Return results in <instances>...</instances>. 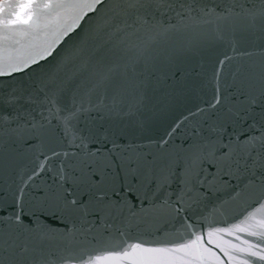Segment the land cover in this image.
<instances>
[{
	"label": "snow or ice",
	"instance_id": "snow-or-ice-1",
	"mask_svg": "<svg viewBox=\"0 0 264 264\" xmlns=\"http://www.w3.org/2000/svg\"><path fill=\"white\" fill-rule=\"evenodd\" d=\"M249 2L220 0L210 5L209 0H28L12 4L4 0L0 13L7 8L27 14V19H21L19 13L10 11L0 19L5 31L15 23L28 24L33 16L29 27L39 31L42 16L48 19L43 38L33 37L28 45L15 49V55L0 45V145L39 149L43 158L37 165L39 171L34 170L28 179L45 170L53 176L50 183L31 190L27 183L19 188L8 221L23 226L28 237L43 240L70 236L89 230L91 217L108 218L125 210L132 216L165 213L172 208L173 199L178 212L197 184H207L211 190L217 179L237 178L242 187L236 197H255L258 207L239 224L215 232L229 236L243 232L259 243L242 240L247 245L242 248L228 240V248L219 243L215 247L229 258V264L233 260L264 264V216L251 223L257 214L264 213V78L259 85L242 81L230 97L218 93L208 105L211 122L206 132L179 149L153 154L128 139L133 122L142 123L139 114L150 78L155 76L148 53L158 39L187 30L202 37L210 32L212 38L220 40L229 31H247L257 25L264 28V0H259V7L255 3L249 7ZM90 13L95 15L96 24L89 40L98 45V54L94 61L84 60L68 76L65 68L72 57L55 63L53 53L64 37L82 29L81 22H88L86 17L92 19ZM83 51L76 49L72 55L80 57ZM112 56H118L119 61H112ZM138 73H147V78L139 79ZM174 182H178V190L167 192ZM137 205L139 212L134 211ZM205 235L211 237L214 232ZM192 236L180 247L195 246L216 255L205 245L204 235L193 232ZM235 239L241 237L235 235ZM17 240L12 236L8 242L9 264H26L30 255L31 264H54L46 257L37 260L36 249ZM212 243L207 240V244ZM137 251L171 250L144 249L139 243H129L117 254L131 257ZM233 252L241 255L234 256ZM102 258L89 256L80 264H96ZM72 259L65 258L62 264H71ZM216 259L224 264L218 256ZM0 264H4L3 259Z\"/></svg>",
	"mask_w": 264,
	"mask_h": 264
},
{
	"label": "water",
	"instance_id": "water-1",
	"mask_svg": "<svg viewBox=\"0 0 264 264\" xmlns=\"http://www.w3.org/2000/svg\"><path fill=\"white\" fill-rule=\"evenodd\" d=\"M27 2L28 0H8L12 4ZM217 2L220 0H209L210 5ZM2 3L4 0H0V4ZM253 3L259 7V0H250L248 6L251 7ZM10 11L19 13L21 19H27L25 10L7 8L0 13V19ZM89 15L92 19L88 20L86 17L88 22H81L82 29L78 28L64 37L53 53L56 56L55 63L61 62L65 57H72L65 68L68 76H72L84 60L91 58L94 61L98 54V45L89 40L96 17L91 13ZM11 19L15 20L16 16ZM47 19V15L42 16L39 31L29 27L35 20L34 16L28 24L15 23L7 31L0 24V45L7 46L15 55V49L28 45L33 37L43 38L47 31L43 25ZM172 22L175 23V20ZM5 36L9 39L5 40ZM85 41H88L87 44ZM80 48H84L82 56H73L74 50ZM148 56L155 65V76L150 78L144 108L139 114V121L142 123L133 122L128 139L147 152L163 154L179 149L189 139L206 132L208 123L211 122L208 105L218 93L230 97L240 83L247 80L259 85L264 78V28L257 25L247 31H229L220 40L212 38L210 32L207 37H202L192 31H174L167 37L159 38ZM110 59L119 61L118 56ZM51 60L49 57V61ZM177 69L179 74L175 75ZM140 71H143V65ZM137 75L142 80L147 78V73ZM79 80L84 82V77ZM163 140L168 143L162 144ZM42 159L39 149L21 148L9 143L0 145V202L3 204L0 209V259H3L4 264H9L8 242L12 236L18 238V243L26 242L34 247L37 260L46 257L54 264H62L68 257H74L71 264H80L81 259L89 256L103 257L96 264H219L217 256L224 264H229V258L215 247L217 243L225 248L229 247L225 243L228 240L242 248H247L242 240L259 243L256 237L243 232L235 233L241 240H236L235 235L215 232L216 229L239 224L249 212L258 207L259 202L255 197H236V192L242 187L237 178L217 179L211 190L207 184L203 187L197 184L191 197H185L178 212L174 210L176 204L173 199L170 201L172 208L165 213L132 216L125 210L122 215L116 214L108 218L91 217L89 230H81L70 236L43 240L35 236L28 237L23 233V226L9 222L8 216L12 212L14 195L25 183L29 185L28 190H31L33 186L50 183L53 179L47 170L33 176L32 180L28 179L34 170L39 171L37 165ZM205 175L208 173L205 172ZM178 187V182H174L167 192H174ZM139 207L137 205L134 211L139 212ZM262 216L264 213L257 214L256 220L251 223H256ZM193 232L204 235L205 245L212 249L215 256L204 252L203 248L197 250L195 246L192 249L180 247L194 238ZM208 232H214V235L207 237L205 234ZM208 239L213 243L207 244ZM129 243H139L144 249L171 251H137L131 257L118 255ZM232 254L241 255L236 252ZM31 260L30 255L26 264H31ZM232 264H241V261L233 260Z\"/></svg>",
	"mask_w": 264,
	"mask_h": 264
}]
</instances>
